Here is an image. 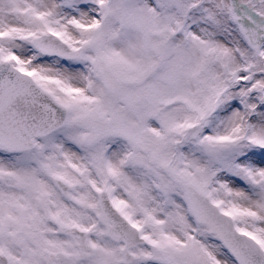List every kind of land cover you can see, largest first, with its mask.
<instances>
[{"label": "snow or ice", "instance_id": "6c2138e0", "mask_svg": "<svg viewBox=\"0 0 264 264\" xmlns=\"http://www.w3.org/2000/svg\"><path fill=\"white\" fill-rule=\"evenodd\" d=\"M0 264H264V0H0Z\"/></svg>", "mask_w": 264, "mask_h": 264}]
</instances>
